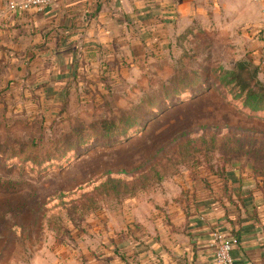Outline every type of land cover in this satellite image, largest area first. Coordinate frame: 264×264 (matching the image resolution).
Listing matches in <instances>:
<instances>
[{"label": "crops", "instance_id": "0c3cea01", "mask_svg": "<svg viewBox=\"0 0 264 264\" xmlns=\"http://www.w3.org/2000/svg\"><path fill=\"white\" fill-rule=\"evenodd\" d=\"M8 2L0 0V111L7 114L52 116L68 100L132 79L197 27L214 35L223 65L253 67L264 82V0H55L27 11ZM166 189L169 204L150 219L95 223L32 263L217 264L220 231L238 239L235 264H264L263 175L201 172Z\"/></svg>", "mask_w": 264, "mask_h": 264}, {"label": "rangeland", "instance_id": "374dc122", "mask_svg": "<svg viewBox=\"0 0 264 264\" xmlns=\"http://www.w3.org/2000/svg\"><path fill=\"white\" fill-rule=\"evenodd\" d=\"M195 29L132 79L68 100L52 116L0 111V141H28L144 103L128 137L91 138L43 166L0 156V264H33L95 223L150 219L169 204L166 188L184 177L223 178L235 168L264 176V114L251 113L234 98L236 89L219 81L232 67L219 61L214 35ZM254 70L239 71L251 80Z\"/></svg>", "mask_w": 264, "mask_h": 264}, {"label": "trees", "instance_id": "16d2710c", "mask_svg": "<svg viewBox=\"0 0 264 264\" xmlns=\"http://www.w3.org/2000/svg\"><path fill=\"white\" fill-rule=\"evenodd\" d=\"M247 67L249 66L237 63L231 69H222L221 74L218 76L219 81L224 86L232 85L236 89L234 98L240 99L251 113L264 114V82L257 79L256 70H254L255 76L251 80L244 79L239 70ZM140 107H144L143 102L130 109L123 110L120 115L114 117L81 121L73 128L51 138L34 137L28 141L19 139L0 141V156L19 158L22 162L43 166L47 162L58 161L67 157L71 151L84 146L91 138L128 137L130 130L140 123L141 114L138 113ZM163 174H167V172H163L161 175ZM124 188L126 192L132 193L127 187ZM113 189L116 197L123 195L116 185L113 186Z\"/></svg>", "mask_w": 264, "mask_h": 264}, {"label": "built area", "instance_id": "2783aa9c", "mask_svg": "<svg viewBox=\"0 0 264 264\" xmlns=\"http://www.w3.org/2000/svg\"><path fill=\"white\" fill-rule=\"evenodd\" d=\"M55 0H9L8 6L13 11H27L30 9H44ZM262 1V0H255ZM215 261L217 264H235L232 251L238 244L235 237L227 238L222 232L214 233Z\"/></svg>", "mask_w": 264, "mask_h": 264}]
</instances>
